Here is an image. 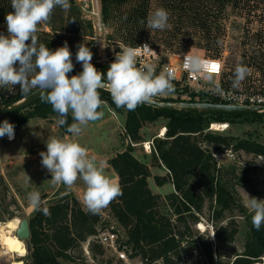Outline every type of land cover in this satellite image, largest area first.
<instances>
[{
  "label": "rangeland",
  "instance_id": "rangeland-1",
  "mask_svg": "<svg viewBox=\"0 0 264 264\" xmlns=\"http://www.w3.org/2000/svg\"><path fill=\"white\" fill-rule=\"evenodd\" d=\"M103 19L108 34H96L92 24L84 17L74 2L67 12L56 8L49 23L41 26L37 33L39 42L50 49H56L67 42L72 55L76 54L78 45L86 43L93 53H104L109 49L123 45H137L147 41L155 45L167 57L191 53L200 56L218 58L224 61V70L219 82L222 86L232 88L235 67L243 63L250 69V74L242 82L240 91L264 92V0H102ZM158 7L165 8L169 13L170 29L164 31L148 30L146 20L150 12ZM12 11L11 0H0V33L7 34L5 15ZM144 20L145 24L140 21ZM158 36L160 40L153 38ZM92 37H96L93 39ZM107 48L101 47V41ZM219 42V43H218ZM218 82V77H212ZM183 87L175 84V93L171 96L157 97L161 99H182ZM103 111V119L91 123L76 139L88 148L89 154L105 162L106 173L117 182L118 175L109 164V160L129 144L133 145L134 155L145 162L150 170L149 185L154 193L162 196L175 191L168 170L161 161L153 157V145L156 138H164L167 119L161 117L155 122L145 123L140 134L142 141L132 142L125 132L126 113H117L107 103ZM212 124L227 125V128L212 129L213 132L231 134L237 137L255 139L264 143V123H229L215 122ZM211 124V125H212ZM210 125V126H211ZM165 128V130H164ZM210 129V128H209ZM15 139H0V225L18 218H31L33 210L29 207L26 195L28 191L37 190L41 193L44 206H49L65 194L73 195L82 204L83 182L77 181L72 190L63 185L53 186L49 179L51 174L41 165L39 153L46 151L45 141L48 136H67L56 125L53 118L28 119L14 128ZM151 146V149H149ZM236 152V151H235ZM224 169L231 171L230 179L237 183L243 174L253 182L255 192L236 186L244 203L245 191L250 196L264 199V158L244 152H236V160L221 163ZM232 170V169H231ZM32 183L27 182V176ZM228 177V176H227ZM245 190V191H244ZM85 210V209H84ZM247 216L239 212L227 213L226 223L233 215L238 221L239 233L232 244H225L215 254V264H229L235 253L242 252L251 225V214ZM209 209H205L202 220L196 224L200 232L208 231L211 236L215 232L209 219ZM98 231L116 230L121 239L126 234L112 215L109 207L102 210ZM202 223L203 227L199 224ZM85 242L77 250L72 251L76 260L72 264H143L139 258L128 257L123 262L115 258L117 252L108 248L103 256L94 260ZM1 248V246H0ZM30 252L23 257L15 255L12 259H0V264H11L14 260L22 264H31ZM16 257V258H15ZM5 260V261H4ZM11 260V261H10ZM110 261V262H109ZM109 262V263H108ZM69 264V263H67ZM261 264H264V257Z\"/></svg>",
  "mask_w": 264,
  "mask_h": 264
},
{
  "label": "trees",
  "instance_id": "trees-1",
  "mask_svg": "<svg viewBox=\"0 0 264 264\" xmlns=\"http://www.w3.org/2000/svg\"><path fill=\"white\" fill-rule=\"evenodd\" d=\"M153 38L160 40L158 36ZM100 95L114 111L126 113L125 132L132 142L142 141L140 129L145 123L161 117L167 119L165 137L154 140L153 157L168 170L175 191L164 197L151 190V170L134 155L131 144L109 160L123 192L108 206L126 234L125 239L120 238L121 247L128 257L139 258L143 264H215L216 252L225 244H232L239 233L238 221L233 215L223 223L228 218L227 213L248 214L236 186L251 192H255V188L246 174L241 175L237 183L233 182L230 173L235 168L219 167L213 154L232 149L264 158V143L216 133L209 128L215 122L261 124L264 123V112H188L146 104H141L135 111H127L116 107L108 91L101 89ZM22 98L19 90L17 95L0 105V110ZM161 101L179 102L182 99ZM55 117L51 105L38 99L0 123L7 119L15 128L28 119L55 120ZM68 123H72L71 116ZM59 128L69 134L66 126ZM48 208L50 215L34 211L30 218L31 264H72L77 259L72 251L85 242L89 243L94 260L105 254L106 248L95 238L101 213L87 212L78 198L69 194L61 196ZM206 208L210 211L208 220L215 228V239L208 231L196 229ZM263 257L264 227L257 231L251 223L243 251L235 253L229 264L261 263Z\"/></svg>",
  "mask_w": 264,
  "mask_h": 264
},
{
  "label": "clouds",
  "instance_id": "clouds-1",
  "mask_svg": "<svg viewBox=\"0 0 264 264\" xmlns=\"http://www.w3.org/2000/svg\"><path fill=\"white\" fill-rule=\"evenodd\" d=\"M56 8L67 12L71 8L70 0H11L12 11L4 17L7 34L0 33V89L15 94V86L19 85L23 98L38 96L42 102L51 105L56 113V125L66 126L71 138L48 136L46 151L39 153L41 165L51 174L49 181L53 186L63 185L70 191L78 180L82 181L84 209L99 215L123 194L120 184L106 173L105 162L90 155L88 148L76 139L91 123L105 115L106 102L101 99L100 90L110 93L117 108L135 111L141 104L151 103L157 97L173 95L175 71L165 67L157 72L156 63H140L141 50L156 54L148 44L137 47L120 44L121 51L113 49L114 60L106 73L101 72L92 63L93 52L82 42L75 55L82 71L69 77L74 64L67 42L52 50L39 42L37 35L41 26L50 22ZM140 23L145 24V21ZM171 27L165 8L158 7L149 13L146 20L148 30L164 31ZM101 47L108 46L101 41ZM184 68L199 73L204 70L205 61L197 55L187 54ZM249 74V67L238 63L232 87L239 89ZM69 116L71 124L68 123ZM5 136L9 140L15 136L14 125L7 119L0 123V138ZM26 176L27 182L32 183ZM245 193L244 207L251 214L254 229L259 231L264 227V199ZM26 199L33 211L50 215L49 208L43 206L39 191H28Z\"/></svg>",
  "mask_w": 264,
  "mask_h": 264
},
{
  "label": "built area",
  "instance_id": "built-area-1",
  "mask_svg": "<svg viewBox=\"0 0 264 264\" xmlns=\"http://www.w3.org/2000/svg\"><path fill=\"white\" fill-rule=\"evenodd\" d=\"M80 13L89 19L92 24V28L94 32L100 35H104L106 39V35L108 31L106 29V24L103 19V2L102 0H72ZM96 39V37H92ZM144 44H148L150 49L155 51L156 54H151L150 52H146L141 50V54L138 57V61L140 63L152 61L157 64V72L162 70L165 67H170L175 71V80L174 84H177L184 89V93L182 95V101L188 102H214L221 104H229L236 106H264V92H245L232 88H227L222 86L221 82H219L220 77L224 70V61L214 57L208 56H199L202 60L205 61V68L202 72L192 73L184 68V58L187 54L195 55L191 53H184L181 55H173L167 57L163 51H161L158 47L151 45L147 41H142L137 45H126V46H142ZM115 52L121 51L119 47L114 48ZM75 55H72V60L74 64L73 72L68 75H76L82 71V65L76 62ZM115 53L113 49H109L108 51L101 53H93L92 63L94 66L100 70L101 72H105L110 65V63L114 60ZM215 64L218 66L217 71H212V65ZM139 66V65H138ZM106 69V70H105ZM211 77V79H209ZM212 77H218V82H213ZM217 86H219V91L217 90ZM19 85L15 86V94L5 90L0 89V105H4L5 102L17 95L19 92ZM219 128H227V125H215L212 124L210 126V130L219 129ZM165 130V128H164ZM8 139L7 136H5ZM15 139V138H14ZM9 140V141H13ZM151 149V146L150 148ZM218 166H221V163L227 160H236V152L232 149H223L219 152L213 154ZM99 243H101L106 249L112 248L117 254L115 257L126 260L128 258L126 250L120 245V236L116 230L106 229L105 231H100L95 237Z\"/></svg>",
  "mask_w": 264,
  "mask_h": 264
},
{
  "label": "water",
  "instance_id": "water-1",
  "mask_svg": "<svg viewBox=\"0 0 264 264\" xmlns=\"http://www.w3.org/2000/svg\"><path fill=\"white\" fill-rule=\"evenodd\" d=\"M71 75H69L70 77ZM39 99L38 96H32L29 99L22 98L11 105L0 110V121L15 112H18ZM151 107L160 109H176L188 112H207V113H261L264 112V106H236L214 102H188V101H161L154 99L151 103H143ZM15 235L24 242L27 251H30V219L25 217L21 219ZM214 235V233H213ZM215 239V236L213 237Z\"/></svg>",
  "mask_w": 264,
  "mask_h": 264
},
{
  "label": "bare ground",
  "instance_id": "bare-ground-1",
  "mask_svg": "<svg viewBox=\"0 0 264 264\" xmlns=\"http://www.w3.org/2000/svg\"><path fill=\"white\" fill-rule=\"evenodd\" d=\"M215 125L217 126V124ZM19 224L20 220L16 218L0 225V259L8 260V256L12 259L14 257L12 255L21 258L27 254L26 245L15 235ZM199 226L203 227V224L200 223ZM11 264H22V262L14 260Z\"/></svg>",
  "mask_w": 264,
  "mask_h": 264
},
{
  "label": "snow or ice",
  "instance_id": "snow-or-ice-1",
  "mask_svg": "<svg viewBox=\"0 0 264 264\" xmlns=\"http://www.w3.org/2000/svg\"><path fill=\"white\" fill-rule=\"evenodd\" d=\"M211 70H212V71H217V70H218V66L215 65V64H213Z\"/></svg>",
  "mask_w": 264,
  "mask_h": 264
},
{
  "label": "crops",
  "instance_id": "crops-1",
  "mask_svg": "<svg viewBox=\"0 0 264 264\" xmlns=\"http://www.w3.org/2000/svg\"><path fill=\"white\" fill-rule=\"evenodd\" d=\"M159 193V192H158Z\"/></svg>",
  "mask_w": 264,
  "mask_h": 264
}]
</instances>
